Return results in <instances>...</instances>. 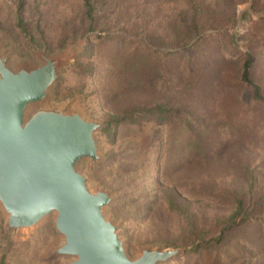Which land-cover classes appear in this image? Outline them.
Wrapping results in <instances>:
<instances>
[{"label": "rangeland", "instance_id": "obj_1", "mask_svg": "<svg viewBox=\"0 0 264 264\" xmlns=\"http://www.w3.org/2000/svg\"><path fill=\"white\" fill-rule=\"evenodd\" d=\"M146 1L139 0L138 17L133 15L139 32L128 34L131 38L149 41L146 36L152 32L163 45L172 35L170 30H164L165 18L178 15L184 8L189 16L195 14L193 8L182 4L184 0H171V9L166 7L165 0H152L154 9ZM199 2L200 22L205 23V18L212 15L217 20L216 27L221 28L205 31L200 48L192 50V70L181 64L188 58L186 53L177 56L179 64H167L164 58L160 60V77L153 84L146 81L136 90L124 92L123 88L117 89V78L105 79L98 74L108 71L111 62L100 63L97 59L98 71L86 75L72 61L61 71L51 101L57 105L71 103L86 117L105 123L108 113L131 102L149 103L165 93L176 101L187 96L194 116L188 131H183L180 124H123L116 136L109 138L100 130L97 140L103 160L97 164L85 161L81 166L88 185L91 189L110 190L115 196L108 212L122 225L127 252L133 259L142 247L178 248L167 245L183 239L186 222L168 205L166 192L172 184L186 198L208 239L217 238L221 227H216V222L233 212L235 201L231 198H242L254 210L249 221L235 227L216 247L168 264H264V105L253 99L252 89L240 80L242 65L251 54L252 80L264 94V0ZM79 4L78 0L28 1V16L30 20L34 18L37 41L50 48L40 49L46 47L57 55L74 45L58 48L68 30L64 22L72 18ZM0 12L4 26L0 28V49L15 48L13 64L38 63L31 52L32 41L16 27L15 0H0ZM151 18L150 25L147 21ZM36 24L44 31L45 41ZM86 42L85 37L77 43L80 52ZM107 51L105 48L104 55ZM176 74L190 78L187 95L178 93L176 85H172ZM197 118L203 124H197ZM246 169L253 175L251 183L246 179ZM252 182L254 187L250 190ZM54 222L52 217L30 233L14 234L6 228L7 218L0 208V264L69 261L55 254L62 237Z\"/></svg>", "mask_w": 264, "mask_h": 264}, {"label": "water", "instance_id": "obj_2", "mask_svg": "<svg viewBox=\"0 0 264 264\" xmlns=\"http://www.w3.org/2000/svg\"><path fill=\"white\" fill-rule=\"evenodd\" d=\"M77 46L53 55L31 42L39 62L15 64V48L0 49V208L6 228L27 234L54 217L62 237L55 254L70 259L62 264H168L186 256L184 248L146 246L131 258L122 225L108 212L115 196L89 187L81 166L103 160L97 133L106 125L71 103L51 101L61 71L81 54Z\"/></svg>", "mask_w": 264, "mask_h": 264}, {"label": "trees", "instance_id": "obj_3", "mask_svg": "<svg viewBox=\"0 0 264 264\" xmlns=\"http://www.w3.org/2000/svg\"><path fill=\"white\" fill-rule=\"evenodd\" d=\"M28 1L15 0L16 27L37 47L42 48L46 46L50 49L47 43L43 44L37 41V35L34 32V18L30 20V16H28ZM78 1L80 4L78 5L77 12L73 14L71 19H66L64 22L65 25H68L65 26V29L68 30L62 43H59L58 48H65L71 44H76L86 37L87 42L73 65L82 70L84 74L92 75L99 68L95 67L97 59L100 60V63L111 62L108 71L98 72V74L105 79L110 77L117 78L120 83V87H117V89L123 88L124 92L129 91V89L136 90L140 85H143V82L146 83V81L153 84L160 77V60L164 58L167 64L170 62H178L179 64L177 56L186 53L188 58L186 62L183 59V63L181 64H185L189 71L192 70L195 60L191 53L193 49L200 48L205 38V31L221 28L216 27L217 20L212 15L207 16V20L205 18V23L200 22L197 16L199 13L198 8L201 7L200 0H184L182 4L193 8L195 14L189 16L186 8H184L178 15L165 18L166 26L164 30H170L172 35L167 38L165 44L161 45L154 39L152 32L146 36L149 38V41L143 38L138 40L137 38L134 39L128 36V34L139 32L136 26L138 22L133 19V15H137L138 13L139 0ZM165 2L168 9L174 7L170 6L171 0H165ZM146 4L150 9H154L155 7L152 0H147ZM152 21L153 18L148 20L147 23L151 25ZM231 21H234V18H231ZM3 27L0 12V28ZM35 27L41 39L45 41L46 37L43 34L44 31L41 26L36 24ZM138 34L140 35V33ZM99 46L102 48L99 49ZM161 46L166 48L162 50V48H159ZM105 48L108 51L104 55ZM101 54L104 55L103 58L100 57ZM252 69L253 57L251 54H248L247 59L242 65L240 80L244 86H249L252 89L253 99L264 105V94L261 87L252 80ZM143 77H146V79L144 80ZM173 80L172 85H176L178 93L183 95L189 93L191 81L188 76L181 77L176 74ZM119 91L118 95L120 96L122 91ZM197 93H201V91L197 90ZM109 97L111 98V94H109ZM106 98H108V94ZM186 99L187 96L176 101L173 97H166L165 93L157 99H152L149 103L131 102L128 106L107 114L106 126L103 129V133L109 138H114L118 132V128L123 124L143 123H151L160 127L180 124L183 127V131H188L191 129L190 124H192L191 117L193 116V110ZM196 120L197 124H203L201 119L197 118ZM197 136L199 137V135ZM202 150H205L204 146ZM246 176V179L251 183L253 175L249 174V169H246ZM250 185L251 190L254 187V182ZM166 195L170 211L182 216L186 222L183 239L181 241L174 240L168 243L169 245L167 246L186 249V256L199 254L203 250L216 247L228 237L235 227L249 221L253 216L254 210H250V205L248 206L244 199L232 197L231 201H235L233 212L216 222V227H221V230L217 232V238L208 239L207 231H202L196 214L191 210L186 198L182 196V193L177 189L175 184L169 187V192H166ZM262 214L264 215V210Z\"/></svg>", "mask_w": 264, "mask_h": 264}]
</instances>
